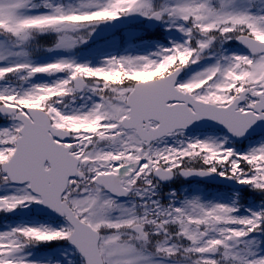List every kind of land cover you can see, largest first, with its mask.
I'll list each match as a JSON object with an SVG mask.
<instances>
[{"label": "snow or ice", "instance_id": "snow-or-ice-1", "mask_svg": "<svg viewBox=\"0 0 264 264\" xmlns=\"http://www.w3.org/2000/svg\"><path fill=\"white\" fill-rule=\"evenodd\" d=\"M0 264H264V0H0Z\"/></svg>", "mask_w": 264, "mask_h": 264}]
</instances>
